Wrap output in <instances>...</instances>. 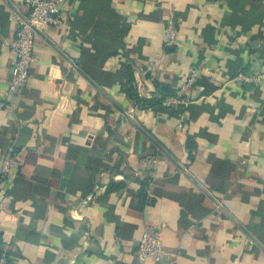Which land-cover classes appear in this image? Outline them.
I'll return each mask as SVG.
<instances>
[{"label": "crops", "instance_id": "obj_1", "mask_svg": "<svg viewBox=\"0 0 264 264\" xmlns=\"http://www.w3.org/2000/svg\"><path fill=\"white\" fill-rule=\"evenodd\" d=\"M14 13L27 14L24 0H0V100ZM61 14L38 33L28 84L0 109V160L9 149L21 159L0 179L9 264H264L247 228L263 219L264 82L232 81L264 69V0H66ZM170 18L179 46L166 45ZM128 57L146 97L198 68L191 104L135 107ZM146 155L158 167L142 165ZM148 177L152 202L141 208ZM147 223L168 252L160 262L138 258Z\"/></svg>", "mask_w": 264, "mask_h": 264}, {"label": "built area", "instance_id": "obj_2", "mask_svg": "<svg viewBox=\"0 0 264 264\" xmlns=\"http://www.w3.org/2000/svg\"><path fill=\"white\" fill-rule=\"evenodd\" d=\"M66 0H24L27 14L14 13L18 26L15 37L6 41V45L14 52V71L4 97L0 100V109L12 99L20 90L24 89L30 80V70L35 40L38 33L49 25H60L63 22L61 9ZM166 45L179 46L181 44L178 37L176 21L170 18L165 27ZM157 61L149 64L148 68L153 69ZM198 75V68L191 69L186 81L176 89L173 95L166 97L163 101L165 107H185L189 106L190 100L185 93L190 84L195 82ZM238 85L254 86L264 82V69L256 72L240 71L233 78ZM142 165L154 169L160 164V159L156 155H146L140 159ZM21 165L19 155L9 149L0 160V179L12 180ZM138 258L145 262L148 258L162 261L168 254L162 241L161 234L154 225L147 223L144 225L140 237ZM0 264H9V257L2 249L0 241Z\"/></svg>", "mask_w": 264, "mask_h": 264}, {"label": "trees", "instance_id": "obj_3", "mask_svg": "<svg viewBox=\"0 0 264 264\" xmlns=\"http://www.w3.org/2000/svg\"><path fill=\"white\" fill-rule=\"evenodd\" d=\"M177 24V22H176ZM136 70V61L132 57H128L125 62L124 68V91L127 97L132 101L135 107L139 109H152L160 110L162 107L166 108L163 105V101L166 97L173 95L175 89L170 87L168 84L163 82H158L156 85L157 92L152 97H146L140 94L138 82L135 76ZM186 144L188 148L193 150L195 147V141L192 136L187 138ZM193 156V155H192ZM150 183V177L146 178L142 184V187L139 190L140 197V207L143 208L148 202H152L150 198L148 199L147 187ZM113 182L109 184V189H113ZM263 214V219L260 223H250L247 228L264 243V209L259 211Z\"/></svg>", "mask_w": 264, "mask_h": 264}, {"label": "water", "instance_id": "obj_4", "mask_svg": "<svg viewBox=\"0 0 264 264\" xmlns=\"http://www.w3.org/2000/svg\"><path fill=\"white\" fill-rule=\"evenodd\" d=\"M12 77H13V74H12Z\"/></svg>", "mask_w": 264, "mask_h": 264}]
</instances>
